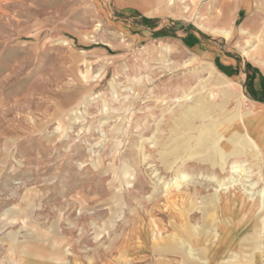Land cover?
Returning <instances> with one entry per match:
<instances>
[{
	"label": "rangeland",
	"instance_id": "1",
	"mask_svg": "<svg viewBox=\"0 0 264 264\" xmlns=\"http://www.w3.org/2000/svg\"><path fill=\"white\" fill-rule=\"evenodd\" d=\"M141 1L0 0V264H106L140 218L264 189L253 75L221 62L264 74V7L251 30L217 0Z\"/></svg>",
	"mask_w": 264,
	"mask_h": 264
},
{
	"label": "crops",
	"instance_id": "2",
	"mask_svg": "<svg viewBox=\"0 0 264 264\" xmlns=\"http://www.w3.org/2000/svg\"><path fill=\"white\" fill-rule=\"evenodd\" d=\"M249 2L245 10V0H232L234 9L229 8L225 15L219 12L224 1L217 0L215 15L221 22L220 28L232 14L235 18L238 13L245 12L248 17L243 26L255 30L259 26V16L263 15L264 0ZM225 59L221 60L224 70L242 84H245L247 73L253 75L252 83H248V100L264 113V74L257 70L246 72L243 64L236 65ZM208 197L212 199L210 206ZM189 199L165 212L154 213L152 218H140L122 235L114 258L106 264H258L254 256L250 257L254 250L249 249L247 243L255 228L257 210L248 203L242 191L218 195L201 192L200 201L197 199L192 205Z\"/></svg>",
	"mask_w": 264,
	"mask_h": 264
},
{
	"label": "bare ground",
	"instance_id": "3",
	"mask_svg": "<svg viewBox=\"0 0 264 264\" xmlns=\"http://www.w3.org/2000/svg\"><path fill=\"white\" fill-rule=\"evenodd\" d=\"M226 15V14H225ZM229 18V17H228ZM228 18H226V19H228ZM200 26H202V24H200ZM244 30L245 29H242V30H240L241 32L243 31L244 32ZM224 32L225 33H227V32H229V30L228 29H224ZM252 35V34H251ZM256 56H258V61H259V63H261V64H263L264 65V50L263 49H261V50H259L258 51V53H256L255 54ZM249 56V55H248ZM250 56H254L253 54H251ZM250 114L251 113H261L260 111H259V106L257 105H254L253 106V108L251 109V111L249 112ZM236 128H237V126H236ZM245 169V168H244ZM231 173H233V174H237V175H241L243 172L241 171V169L240 168H237V167H231ZM237 175H236V177H237ZM250 176L251 175H249L248 173L246 174H244V177H243V179L241 180H239V181H237V180H232L231 182V185H229L228 187H225V188H223V191H230L231 190V188H233L234 186H236V185H239L240 186V189H241V191L243 192V194H244V196H246V198H247V200L249 201V202H251L252 203V208L253 209H258L259 210V218L260 219H264V198L262 197L263 195H264V193L262 194V191L264 190L263 188H262V190L260 191V196L259 197H251V196H248V195H252L253 193H255V192H257L256 191V186H257V184L256 183H251L252 181H250L251 179H250ZM238 178V177H237ZM240 178V177H239ZM246 183V184H245ZM221 190V189H220ZM232 190H234V189H232ZM262 194V195H261ZM261 197H262V199H261ZM257 198H258V200H257ZM260 198V199H259ZM262 233V235H263V237H264V231H262L261 232Z\"/></svg>",
	"mask_w": 264,
	"mask_h": 264
}]
</instances>
